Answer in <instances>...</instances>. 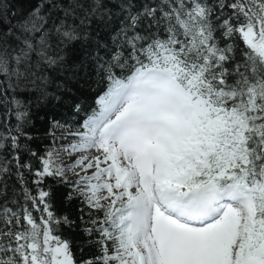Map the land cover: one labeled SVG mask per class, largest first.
I'll return each mask as SVG.
<instances>
[{
  "label": "snow or ice",
  "instance_id": "obj_1",
  "mask_svg": "<svg viewBox=\"0 0 264 264\" xmlns=\"http://www.w3.org/2000/svg\"><path fill=\"white\" fill-rule=\"evenodd\" d=\"M0 264H264V0H0Z\"/></svg>",
  "mask_w": 264,
  "mask_h": 264
},
{
  "label": "trees",
  "instance_id": "obj_2",
  "mask_svg": "<svg viewBox=\"0 0 264 264\" xmlns=\"http://www.w3.org/2000/svg\"><path fill=\"white\" fill-rule=\"evenodd\" d=\"M62 143H67V141H63Z\"/></svg>",
  "mask_w": 264,
  "mask_h": 264
}]
</instances>
